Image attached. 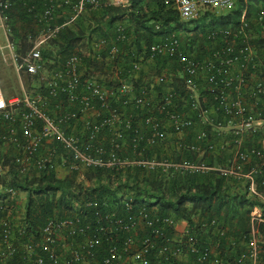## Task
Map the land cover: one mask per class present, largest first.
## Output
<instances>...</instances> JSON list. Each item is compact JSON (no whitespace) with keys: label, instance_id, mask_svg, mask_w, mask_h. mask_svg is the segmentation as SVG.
<instances>
[{"label":"built area","instance_id":"built-area-1","mask_svg":"<svg viewBox=\"0 0 264 264\" xmlns=\"http://www.w3.org/2000/svg\"><path fill=\"white\" fill-rule=\"evenodd\" d=\"M22 1L37 27L24 40L27 51L17 53L9 28L5 44L0 41V58L7 49L16 68L33 78L31 93L9 98L0 80V264H264V238L250 233L247 242L229 239L233 257L228 259L219 242L201 243L187 222L134 205L130 194L118 207L86 201L54 210L35 224L20 205L19 190L8 183L15 176L29 180L58 169L80 176L87 169L138 167L170 175L214 172L263 199L257 187L264 185V43L258 41L264 39L258 35L264 30V11L252 19L244 6L236 23L211 31L207 40L217 46L208 57L188 55L172 32L140 53L130 50L133 61L126 68L119 45L126 36L118 28L109 46L100 40L92 50L106 48L115 74L125 71L130 81L104 89L92 78L83 79L79 55L48 72L41 51L64 27L87 11L109 6V0ZM158 1L172 5L186 22L206 10L230 8L236 0ZM12 5V0H0L1 20H8ZM164 57L175 60L180 82L157 74L154 84L160 91L151 99L149 87L138 85L135 75L144 60ZM60 96L64 100L49 109ZM217 147L230 148L232 158L215 166L199 158L175 160V153L199 156ZM155 148L160 155L147 156ZM261 222V209L254 208L251 226ZM218 232L225 237V229ZM238 244L243 248L234 251Z\"/></svg>","mask_w":264,"mask_h":264},{"label":"trees","instance_id":"trees-1","mask_svg":"<svg viewBox=\"0 0 264 264\" xmlns=\"http://www.w3.org/2000/svg\"><path fill=\"white\" fill-rule=\"evenodd\" d=\"M128 2V8L124 9L107 6L94 11H87L74 24L64 27L41 51L46 69L47 67L48 69L50 68L47 57L52 55L55 50L62 57L58 66L48 72L58 71L63 68L67 57L76 54V43L83 39L87 29L86 25H92L90 27L91 36L99 35L102 38L99 39L98 37V39L95 38L92 42L90 41L87 54L81 58L82 65L80 70L83 79L92 78L98 72L106 75L107 79L98 80L96 77L97 81L108 87L117 85L122 80L129 82L130 80L126 76L125 71L115 74L113 63L106 60V48V50L93 54V44L100 40H106L109 46L114 41L117 29L122 28L125 36L128 34L134 36L133 45L136 46L135 50L138 52L140 51V42L149 45L151 42L158 41L162 35L182 28L183 25L179 22L178 13L172 5H164L163 2L158 0H128ZM146 2H151L152 8H149ZM236 3L237 9L228 15L219 16L216 19L212 16L213 19L209 24L198 25L201 29L196 32L195 36L198 38V34H200L202 38L201 42H196V44L198 43L201 47H204L207 46V43H211L207 40V35L218 28L233 24V17H238L244 6L248 7L247 15L251 18L254 15L253 13L257 12L258 8L256 5L259 3L264 5V0H236ZM15 9L18 10L19 16L26 15L19 4L15 5ZM95 11L100 12L101 18L104 20L102 25H99L98 21L95 23L91 21L93 14L96 13ZM205 15L208 16L210 14L207 13ZM87 18H90V21H87ZM124 19L129 23V29L128 26L119 24ZM155 25H159L161 30L156 32L154 30ZM139 28H142L144 33L140 34ZM127 29L128 32L126 31ZM15 37L17 53L23 55L26 48L24 36L19 37L15 33ZM90 39L89 36L88 41ZM262 42L264 43V40H261ZM124 43L120 42V47ZM193 45L191 42L189 51L187 50L186 53L200 58L202 55L197 52V49L194 50L197 53L193 51ZM173 60L166 57L157 58L155 61L157 72L167 76L169 75L167 72L161 71H165L168 68L173 71L174 66L178 70L176 63H172ZM132 61L133 58L129 54L124 58V63L121 66L128 67ZM25 78L33 80L32 77L27 75H25ZM30 87L32 88V85ZM2 90L6 98L12 97L5 93L3 86ZM63 100L62 96L53 99L49 109ZM125 135L129 138L131 137V132H126ZM154 153L160 155V151H156L155 148L148 152L147 156ZM206 153L207 155H204L203 159L202 157L199 159L206 162L209 166L217 165L213 162L215 156L210 157L209 154L211 152ZM219 153L223 154L222 152ZM175 154V160L177 161L182 159L194 161L198 158V154L189 151ZM121 178H124L123 182ZM81 179L96 184L86 187L84 183L76 182V180ZM8 183L10 186L27 193L26 217L35 224L42 223L54 210L61 211L62 209H69L71 206H81L86 201L106 202L109 204V209L115 205L118 207L122 197L125 194H130L134 205H146L148 208L155 209L157 214L170 216L178 223L187 222L191 228V233L201 243L219 242L220 252L228 259L233 257L232 251L229 252L227 250L229 247L231 248V245L228 246L229 239L236 242L240 240L247 242L249 240L251 233L250 214L254 208L261 209V217L264 221V185H260L258 182L257 188L263 198L261 199L257 196L249 195L243 183L233 179H225L214 172L200 174L174 173L170 175L162 174L159 171H147L138 167H129L121 170L95 168L83 171L80 176L74 173L64 178H57L54 171L29 180L18 179L15 176ZM240 186L244 187L245 190L243 191ZM212 220L215 221L216 227H201V223L211 222ZM221 227L226 230L224 238L219 237L218 229ZM256 229L258 233L264 235V223H258ZM237 248L240 251L243 246L238 244L234 251H237Z\"/></svg>","mask_w":264,"mask_h":264},{"label":"rangeland","instance_id":"rangeland-1","mask_svg":"<svg viewBox=\"0 0 264 264\" xmlns=\"http://www.w3.org/2000/svg\"><path fill=\"white\" fill-rule=\"evenodd\" d=\"M173 1V0H171ZM147 6L149 8H152V3L151 2H146ZM112 6V7H120V8H128L129 6V2L128 0H109V7ZM256 7L258 8L257 9V12L253 13L254 15H252V19L257 17L262 11H264V5H262L261 3L257 4ZM235 9H237V3L236 1L234 2L233 6H231L230 8H227V9H213V10H206L204 12H207L208 14L210 15H205L207 13H202L199 17L195 18V19H192V20H189V21H181L180 19V23L183 25L182 28H179L178 30H176L174 33L177 34L178 38L180 39L181 43H182V46L183 48L185 49V51H187L189 49V45L191 44H194L193 47V51L195 49H197V52L202 55L201 57H208L211 52L215 49V47L217 46V43H207L206 45L207 46H200V44H196V42H201V36L200 34H198V38L195 36L196 32L198 30H200L201 28L199 26H202L204 24H209L211 22V20L213 19L212 16H214V19L216 18H219V16H226L228 15L230 12L234 11ZM16 12V15L19 13L18 10L15 11ZM96 12V11H95ZM93 18H91V21H93L94 23L95 22H99V25H102L103 24V19L101 18V14L99 11H97L96 13L93 14ZM92 16V15H91ZM206 17V18H205ZM87 21H90V18H87ZM122 22L119 23L120 25H123V26H128V29H129V23L126 22V19L124 20H121ZM238 21V17L234 16L233 17V20H232V23H236ZM93 23V24H94ZM95 25V24H94ZM199 25V26H198ZM92 25H86L87 29L85 30L86 33H84V37L83 39L76 43V54L79 55L80 54V57H85V55L87 54L88 52V49H89V45H90V41L92 42L93 39H99L102 38V36H99V35H93V37L91 36L92 33L90 32L91 27ZM23 28L25 29L26 27H24V25H20V30L22 34L23 32H25L23 30ZM128 29L126 30L128 32ZM188 30V31H187ZM261 31V34H258L260 37H263L264 36V30L260 29ZM139 33H144V30H142V28H139ZM132 34H128L126 36V41L124 44H122L124 46V48L127 50V49H131L132 51L134 52H137L135 50V45H133V41H134V36H131ZM263 35V36H262ZM90 36V40L88 41V37ZM153 39V38H152ZM261 40H264V39H261ZM260 39H258V41L261 42ZM0 41H2V37L0 36ZM152 43V42H151ZM150 45V44H149ZM147 44H145L144 42H140V51H138L137 53H140L142 51H144V49L149 46ZM27 51V48H25L24 52ZM56 51V50H55ZM53 52L52 55L48 56L47 57V60L49 62L48 66L50 67L48 69L47 67V71L53 69V68H56V66H58V64L60 63L61 61V56L56 53V52ZM189 51V50H188ZM195 53H197L196 51H194ZM157 58H155L154 60H151V62H149V64L152 66H150L152 68V70H147V72L149 73V75L147 74V76L149 77L148 79V84L150 85L149 87H151L152 90H156V88H154V80H155V77L157 76V74H159L157 72V69H156V72L153 71V65L156 64L155 61H156ZM0 61H3V62H7L8 64H14L11 60V55H10V52L7 50V49H4L2 51V54H1V58H0ZM175 62L174 60L172 61V63ZM171 63V61H170ZM171 63V64H172ZM103 67V66H102ZM172 69H165V71H161V72H167L168 74L172 75V78H174V81H176L177 84H179L180 80L177 79L179 78V73H178V70L176 69V67L174 66V70L171 71ZM24 76L22 75V86L21 84H10L8 85L4 91L7 95L9 96H21L22 93H31V81L32 80H28V78L26 79L25 77L23 78ZM96 77L98 78V80H105L107 79L106 75H103V74H100L97 72V74H95L94 77H92L93 80H95L102 88L104 89H109L108 86H105V85H102L101 83H99L96 79ZM30 87V89H29ZM168 87V86H167ZM135 117L136 115L138 114V112L136 111H133ZM138 119V118H136ZM195 133H193L192 136H187L188 139H191L192 137H194ZM218 141L216 140V143ZM219 152H222L224 155L223 157V154L219 153ZM213 154V155H212ZM204 155H207V153H202L198 156V158H201L203 159ZM210 157L211 156H215L214 159H213V162L214 164H224L226 163L230 158H232V154H231V151H230V148H227L226 150L224 151H221L218 147L213 151V153L209 154ZM208 158V157H207ZM217 158V159H216ZM211 159V158H210ZM219 160V161H217ZM70 173H68L66 170H63V169H58L57 172H56V176L57 178H64L65 176H69ZM122 179V182L124 181V178H121ZM76 182H79V183H84V185L86 187H91V186H94V182H88L86 181L85 179L84 180H76ZM242 187V186H240ZM243 191L245 190L244 187H242ZM19 202H20V205L21 207L25 208V205H26V202H27V193L24 192V191H21L19 190ZM251 235L252 236H255V237H262L264 238L261 233H258L257 229H256V226H251Z\"/></svg>","mask_w":264,"mask_h":264},{"label":"crops","instance_id":"crops-1","mask_svg":"<svg viewBox=\"0 0 264 264\" xmlns=\"http://www.w3.org/2000/svg\"><path fill=\"white\" fill-rule=\"evenodd\" d=\"M12 2H13V5H12L11 10L8 13V20L3 21L0 19V36L2 37V41H1L2 44H5V37L7 35L5 31H7V28L11 30L10 36H9L10 39L16 38L15 33L19 35V37L24 36V39H26L27 35L34 34L37 32L36 30L37 27L32 23V20L30 18H28L26 15L25 16H19V14L16 15L15 11L17 9H15V5L19 4L21 6V9L23 8L24 10L23 1L22 0H12ZM20 25H24V27H26L25 29L23 28L25 32H23L22 34H20L21 31H19ZM120 49L122 52H124L123 59H122L124 61V58L126 57L125 55H128V52L131 49L126 50L123 45L120 47ZM149 62H151V60H145L143 64L141 65L140 70L135 75L138 85H143L147 87L150 86L148 84L149 77L147 76V74L149 75V73L147 72V70L149 69L152 70L151 68L152 66L149 64ZM126 67L127 66H124V68ZM156 69H157V66L156 64H154L153 71L156 72ZM22 75L25 77V74L22 71H19L14 64H8L7 62L0 61V80H1V83L4 89L10 84H21L22 86V83H23L21 79ZM117 85H120V83H118ZM117 85H114V86H117ZM153 87L156 88V90H152L151 87L148 88L149 97L151 99H155L156 93L160 91V88L156 86L155 84ZM191 140L189 139L188 141H191ZM157 150L160 151L159 149H156V151Z\"/></svg>","mask_w":264,"mask_h":264}]
</instances>
